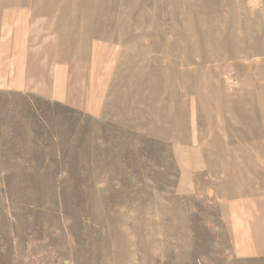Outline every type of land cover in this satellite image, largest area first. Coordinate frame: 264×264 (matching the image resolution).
<instances>
[{"label":"rangeland","instance_id":"374dc122","mask_svg":"<svg viewBox=\"0 0 264 264\" xmlns=\"http://www.w3.org/2000/svg\"><path fill=\"white\" fill-rule=\"evenodd\" d=\"M0 1L25 14L2 51L0 264H264L232 235L264 196V0ZM73 64L106 80L96 112L9 86Z\"/></svg>","mask_w":264,"mask_h":264},{"label":"crops","instance_id":"0c3cea01","mask_svg":"<svg viewBox=\"0 0 264 264\" xmlns=\"http://www.w3.org/2000/svg\"><path fill=\"white\" fill-rule=\"evenodd\" d=\"M19 8H21L20 10H24V8L19 7L17 4L0 1V20H4L6 18L9 20H15L9 28L0 26V82L4 81L2 72L5 61L2 51L4 49V40L6 38L5 34L8 32L11 33V39L13 41V35L17 36V25L19 24V20L20 23L24 21L25 14L23 12H18ZM10 9L16 10L14 14H10L11 17H9V14L6 15L4 13ZM15 40L16 42L12 43V51L13 55L19 57V44L17 37ZM21 53L22 56H24V48L22 44ZM9 57H11V54H9ZM29 59H32L30 54ZM84 65L87 66L85 63ZM31 66L33 68L30 70V74L36 76L37 70L35 68L34 59H32L30 67ZM91 69L95 72L96 76L98 73L96 70V63L92 62ZM86 71L87 67L84 68L83 65L73 64L71 68L70 80L63 85H57L56 83V86L54 87L48 85L46 82L42 83L40 80H35L34 77L27 82H22V79L20 78L18 80L12 79V81L9 82V86L14 89L38 92L47 97H54L58 101L64 102L70 106L87 109L90 112H96L101 104V96L105 89L106 80L104 79L105 81L103 86V80L100 77L93 76L90 86L86 91V87L82 80V75L86 78ZM39 72L44 73L43 70H40ZM81 72H83V74ZM15 82H19L20 84L16 85ZM98 82L100 83V86L97 84ZM96 85H98L100 90L96 87ZM235 206L236 210H234L233 217L234 226L232 227L235 248L243 257L264 256V196L240 201Z\"/></svg>","mask_w":264,"mask_h":264}]
</instances>
